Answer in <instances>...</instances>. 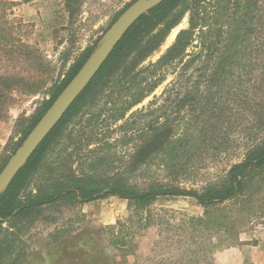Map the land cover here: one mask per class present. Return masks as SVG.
Listing matches in <instances>:
<instances>
[{"label": "rangeland", "instance_id": "374dc122", "mask_svg": "<svg viewBox=\"0 0 264 264\" xmlns=\"http://www.w3.org/2000/svg\"><path fill=\"white\" fill-rule=\"evenodd\" d=\"M133 1L0 0V23L8 28L0 42L9 38L11 43L10 51L0 49V77H11L8 82L14 83L0 112V167L26 137L18 143L51 86L64 78L86 47L99 42L112 19ZM259 4L264 11V0ZM187 26L185 14L143 65L156 61ZM174 77L168 73L126 112L124 119L135 114L126 131L119 128L124 119L111 118L112 110L123 105L120 97L107 99V89L93 96L66 124L59 144L48 154L50 161L68 154L77 168L86 157L91 162L98 159L89 150L107 144L109 149L100 155L112 167L109 175L123 172L135 151L157 143L151 142L147 125L155 117L161 125L163 113L172 112L175 95L166 101L161 93ZM223 119L230 137L226 152L198 156L174 184L200 189L242 159V134L252 125L231 103ZM88 137L91 142L86 145ZM149 178H163L156 161L129 174L131 181ZM39 179L35 176L28 188L34 190ZM218 207L216 212L228 217L222 229L198 221L204 209L191 197H158L141 210L114 196L45 206L21 220L1 222L0 264H264V185Z\"/></svg>", "mask_w": 264, "mask_h": 264}, {"label": "trees", "instance_id": "16d2710c", "mask_svg": "<svg viewBox=\"0 0 264 264\" xmlns=\"http://www.w3.org/2000/svg\"><path fill=\"white\" fill-rule=\"evenodd\" d=\"M263 13L259 0H163L141 14L0 193V224L5 220H21L42 207L59 203H86L114 196L126 200L135 210H141L158 197L183 196L195 199L204 209L203 216L198 218L200 223L213 229L225 227L228 217L216 212L218 206L253 194L264 185ZM185 14H188L187 28L178 31L173 43L156 61L143 65ZM7 31L8 28L0 23V36ZM97 44L94 42L86 47L64 78L51 86L49 97L29 118L18 143ZM10 45L8 38L0 42V49L10 51ZM168 73L175 77L161 94H166V101L175 95L173 110L170 114L163 113L161 125L157 117L148 122L150 140L157 143L135 151L123 172L109 175L112 167L105 165L107 161L101 156L109 149L107 144L89 150L88 153L98 155V159L91 162L86 157L77 168L72 167L74 159L68 154L50 161L48 154L59 144L66 124L93 96L105 93L106 89L107 99L118 95L123 105L121 109L112 110L111 118L119 121L150 95ZM10 78L0 77L3 79L0 82V112L14 86L8 82ZM230 103L239 107L252 125L249 133L242 134V159L200 189L174 184L198 156H218L226 152L230 137L223 126V117ZM102 111L94 117H99ZM134 115L124 119L119 128L126 131ZM68 140L74 142L70 137ZM89 142L91 138L88 137L85 144ZM74 150L77 147L74 146ZM154 161L163 173L162 179L129 180V174L149 167ZM37 175H40L39 184L31 190L29 183ZM116 238L111 242L117 243Z\"/></svg>", "mask_w": 264, "mask_h": 264}, {"label": "water", "instance_id": "95a60500", "mask_svg": "<svg viewBox=\"0 0 264 264\" xmlns=\"http://www.w3.org/2000/svg\"><path fill=\"white\" fill-rule=\"evenodd\" d=\"M162 1L163 0H134L111 23L99 40L96 48L92 50L77 72L51 102L49 107L41 115L0 170V193L16 172L25 164L42 139L56 125L68 107L90 82L123 33L141 14Z\"/></svg>", "mask_w": 264, "mask_h": 264}, {"label": "bare ground", "instance_id": "6f19581e", "mask_svg": "<svg viewBox=\"0 0 264 264\" xmlns=\"http://www.w3.org/2000/svg\"><path fill=\"white\" fill-rule=\"evenodd\" d=\"M173 34V32L170 34V36Z\"/></svg>", "mask_w": 264, "mask_h": 264}]
</instances>
